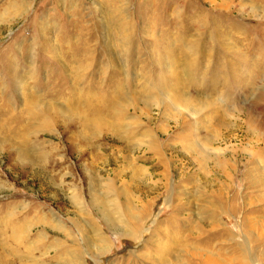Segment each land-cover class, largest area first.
I'll return each mask as SVG.
<instances>
[{"label":"rangeland","instance_id":"rangeland-1","mask_svg":"<svg viewBox=\"0 0 264 264\" xmlns=\"http://www.w3.org/2000/svg\"><path fill=\"white\" fill-rule=\"evenodd\" d=\"M1 14L0 264H264V0Z\"/></svg>","mask_w":264,"mask_h":264},{"label":"bare ground","instance_id":"bare-ground-1","mask_svg":"<svg viewBox=\"0 0 264 264\" xmlns=\"http://www.w3.org/2000/svg\"><path fill=\"white\" fill-rule=\"evenodd\" d=\"M22 7V5L20 4V3H9V5H8V7H6V9L5 10H7V12H8V14L9 15H13L14 13H15V11H16V13H17V11L18 10H20L19 8H21ZM11 8H13V10H10ZM24 11V10H23ZM257 11V10H256ZM256 11L253 9V8H251L250 10H249V13H256ZM4 15H5V13H3ZM4 15H0V18H2V17H4ZM172 93V92H171ZM173 93H175L174 91H173ZM181 93V92H180ZM178 95H179V93H178ZM177 94L176 95H174L173 96V98L175 99V102H177V103H183V105H186V106H188V101H184L183 102V100H180V98H179V96H178ZM183 95V94H182ZM171 97V96H170ZM264 99V92H261V93H259L258 95H257V97H256V101L255 102H261L262 100ZM30 102V101H29ZM254 102V103H255ZM259 102V103H260ZM32 103V102H31ZM96 105V104H95ZM94 105V106H95ZM34 106V105H33ZM32 106V107H33ZM45 107V106H44ZM96 107V106H95ZM184 107V106H183ZM245 107V106H244ZM259 107V106H258ZM31 108V107H30ZM34 108L37 110V112L36 113H38L39 115H41V114H44L43 112H45V113H48V116L50 117H52V115L51 114H53L54 116H56L57 114H62V112H60V108H57V107H53V106H50L48 109H49V111L47 112V110L48 109H46V108H41V106L40 105H35L34 106ZM89 108V107H88ZM97 109V108H96ZM74 110V111H73ZM79 111H80V109H78ZM98 110V109H97ZM220 110H222L221 108H220ZM84 111H85V109H84ZM108 111V110H107ZM71 112H72V114H70L72 117L74 116V117H79V119H81L80 118V116H79V113L78 112H76L75 111V109H72L71 108ZM97 112V111H96ZM100 112V111H99ZM99 112H98V114H99ZM220 112V111H219ZM217 113V112H216ZM37 114V115H38ZM97 114V113H96ZM101 114V113H100ZM108 114H109V112H108ZM38 115V116H39ZM90 115H92V114H90ZM103 115V114H102ZM42 116V115H41ZM61 116V115H60ZM62 116H63V114H62ZM92 116H95V115H92ZM115 116V115H114ZM114 116H112L111 117V119H114L115 117ZM73 117V118H74ZM98 117V116H97ZM96 117V118H97ZM223 117V116H222ZM53 118V117H52ZM55 118V117H54ZM92 118V117H91ZM94 118V117H93ZM95 118V120L93 121H88L89 119H90V117L88 118V120L87 119H83V120H81V122H82V126L84 127V129H89V125H90V127L92 126V124L94 125V127L96 128V129H98V128H107V129H109V131H111L112 133H114V134H119V127L118 128H116L115 126H113V124H112V122L110 123V122H108V121H103V120H101L100 118H98V119H96ZM63 119V118H62ZM67 119V118H66ZM65 119V120H66ZM77 119V118H76ZM104 119V118H103ZM106 119V118H105ZM55 119H53V121H54ZM68 120V119H67ZM107 120V119H106ZM76 122V121H75ZM78 122H79V120H78ZM47 123V122H46ZM114 123V122H113ZM115 124V123H114ZM16 125V124H15ZM117 126H119L118 124H117ZM5 127V126H4ZM121 127V126H120ZM94 128V129H95ZM7 131V130H6ZM5 141V140H4ZM3 142V141H2ZM3 143H5V142H3ZM12 145V144H11ZM19 146V145H18ZM24 146V145H23ZM16 147V146H15ZM15 150V149H14ZM20 150V152L22 151L21 149H19ZM22 154V153H21ZM17 155V154H16ZM39 156V155H38ZM18 159V158H17ZM256 170V169H255ZM257 182H261L259 179L257 180ZM94 203L95 204H97L98 202H97V199H95L94 198ZM99 206V205H98ZM109 216V215H108ZM110 220H108L107 221V223H109V224H113L114 223V221L111 219V218H109ZM113 222V223H112ZM19 231V230H18ZM20 232V231H19ZM128 233V232H127ZM18 234V233H17ZM96 237V236H95ZM94 237V238H95ZM93 238V239H94ZM92 239V240H93ZM94 242V241H93ZM93 246H96L97 248H99V249H101V250H103L105 247H106V243H105V240L100 236V235H97V237L95 238V245H93ZM96 248V249H97ZM0 256H1V253H0ZM6 256V255H5ZM162 256V255H161ZM160 256V260H158L160 263L162 262V257ZM3 257V256H2ZM4 258V257H3ZM6 258V257H5ZM5 261V260H4Z\"/></svg>","mask_w":264,"mask_h":264}]
</instances>
